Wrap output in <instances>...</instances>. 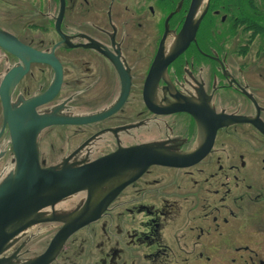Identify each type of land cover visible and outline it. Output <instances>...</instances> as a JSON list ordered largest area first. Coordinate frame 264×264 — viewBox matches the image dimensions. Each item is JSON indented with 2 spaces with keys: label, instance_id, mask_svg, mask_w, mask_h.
<instances>
[{
  "label": "flooded vegetation",
  "instance_id": "flooded-vegetation-1",
  "mask_svg": "<svg viewBox=\"0 0 264 264\" xmlns=\"http://www.w3.org/2000/svg\"><path fill=\"white\" fill-rule=\"evenodd\" d=\"M190 2L0 0V183L16 167L3 106L19 96L40 119L41 168L141 142L184 153L149 165L47 264H264V70L227 64L205 16L175 56ZM241 31L236 57L258 38L264 51Z\"/></svg>",
  "mask_w": 264,
  "mask_h": 264
},
{
  "label": "water",
  "instance_id": "water-1",
  "mask_svg": "<svg viewBox=\"0 0 264 264\" xmlns=\"http://www.w3.org/2000/svg\"><path fill=\"white\" fill-rule=\"evenodd\" d=\"M209 1L191 0L175 56L195 41ZM2 46L7 48L6 43ZM3 114L16 167L0 183V264L49 263L72 231L98 218L149 165L185 163L180 143L158 141L135 143L82 167L41 168L36 146L40 119L33 109L19 96L15 104L3 106ZM222 120L247 122L238 117Z\"/></svg>",
  "mask_w": 264,
  "mask_h": 264
},
{
  "label": "trees",
  "instance_id": "trees-1",
  "mask_svg": "<svg viewBox=\"0 0 264 264\" xmlns=\"http://www.w3.org/2000/svg\"><path fill=\"white\" fill-rule=\"evenodd\" d=\"M223 14L230 25L229 34L234 36L237 30L251 38H264V0H210L205 15L207 41L214 47H220L213 32L215 15ZM251 43V42H250ZM249 43V44H250ZM248 50L244 48L238 55L243 56Z\"/></svg>",
  "mask_w": 264,
  "mask_h": 264
},
{
  "label": "rangeland",
  "instance_id": "rangeland-1",
  "mask_svg": "<svg viewBox=\"0 0 264 264\" xmlns=\"http://www.w3.org/2000/svg\"><path fill=\"white\" fill-rule=\"evenodd\" d=\"M221 17H223V14H219L218 17L213 20V32L215 33V36L218 39V43L220 44L219 54H221V57L225 58L226 63L229 65L254 64L256 67L259 66V68H262L264 70V53H261L264 51L259 52L260 43L258 41L260 39H256V42L252 44V47L250 48L249 53L245 58L236 57L233 52H235L237 43L240 38H234L235 35L232 36L231 33L229 34L230 25L225 21L226 18L224 20L225 22H221ZM255 79H259V77L255 75Z\"/></svg>",
  "mask_w": 264,
  "mask_h": 264
}]
</instances>
